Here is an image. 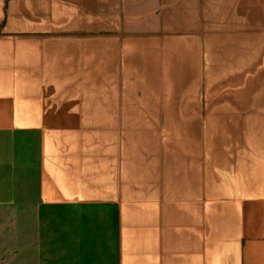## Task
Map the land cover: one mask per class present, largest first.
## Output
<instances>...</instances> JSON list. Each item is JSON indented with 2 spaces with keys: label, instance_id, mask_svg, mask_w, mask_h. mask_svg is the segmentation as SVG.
I'll list each match as a JSON object with an SVG mask.
<instances>
[{
  "label": "crops",
  "instance_id": "obj_1",
  "mask_svg": "<svg viewBox=\"0 0 264 264\" xmlns=\"http://www.w3.org/2000/svg\"><path fill=\"white\" fill-rule=\"evenodd\" d=\"M30 207L94 210L92 264H264V0H0V220Z\"/></svg>",
  "mask_w": 264,
  "mask_h": 264
},
{
  "label": "rangeland",
  "instance_id": "obj_2",
  "mask_svg": "<svg viewBox=\"0 0 264 264\" xmlns=\"http://www.w3.org/2000/svg\"><path fill=\"white\" fill-rule=\"evenodd\" d=\"M30 188L32 189L31 186ZM19 191L22 192L21 187ZM30 194L32 198L35 195L34 192ZM39 214L41 215V212L35 211L32 207L26 211L21 209L17 213H5L3 220H0V253L8 249L18 251L20 255L0 259V264H32L37 260L28 257L29 252L43 249L44 243L45 250L50 253L49 256H53V252L62 249L61 247L68 253L78 255L67 264H92L96 255L102 254L101 229L94 210L54 216V211L48 209L42 211L40 218ZM39 241L42 242L40 247L37 245ZM54 261L50 258L47 264H54Z\"/></svg>",
  "mask_w": 264,
  "mask_h": 264
}]
</instances>
